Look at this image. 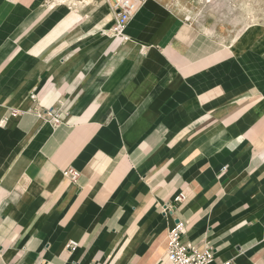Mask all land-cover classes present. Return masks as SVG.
Returning a JSON list of instances; mask_svg holds the SVG:
<instances>
[{"label": "crops", "instance_id": "0c3cea01", "mask_svg": "<svg viewBox=\"0 0 264 264\" xmlns=\"http://www.w3.org/2000/svg\"><path fill=\"white\" fill-rule=\"evenodd\" d=\"M187 4L146 0L119 43L104 0H0V264H168L177 220L264 264V23Z\"/></svg>", "mask_w": 264, "mask_h": 264}, {"label": "built area", "instance_id": "2783aa9c", "mask_svg": "<svg viewBox=\"0 0 264 264\" xmlns=\"http://www.w3.org/2000/svg\"><path fill=\"white\" fill-rule=\"evenodd\" d=\"M110 7L113 15V25L110 33L122 43L126 37L124 30L131 21L132 17L138 11L142 0H104ZM54 124H58L61 119L60 116L53 115L52 111H46ZM67 177L71 181H75L79 176L78 171L69 168L66 171ZM185 200L182 194L174 198V202L181 203ZM175 206L170 203L161 206L162 213L172 214ZM185 230V224L178 221L174 224L172 230L168 234L166 258L168 264H214V254L210 249H200L189 246L182 242L181 236ZM76 242L70 241L67 244V249L70 250L76 247ZM215 264H231L229 261L215 263Z\"/></svg>", "mask_w": 264, "mask_h": 264}, {"label": "rangeland", "instance_id": "374dc122", "mask_svg": "<svg viewBox=\"0 0 264 264\" xmlns=\"http://www.w3.org/2000/svg\"><path fill=\"white\" fill-rule=\"evenodd\" d=\"M186 14L206 31L235 35L251 23H264V0H186ZM146 0H142L145 4Z\"/></svg>", "mask_w": 264, "mask_h": 264}, {"label": "bare ground", "instance_id": "6f19581e", "mask_svg": "<svg viewBox=\"0 0 264 264\" xmlns=\"http://www.w3.org/2000/svg\"><path fill=\"white\" fill-rule=\"evenodd\" d=\"M141 6H142V4L140 5L139 9L141 8ZM139 9H138V10H139ZM137 12H138V11H137ZM137 12H136V13H137ZM136 13H135V15H136ZM135 15H134V16H135ZM134 16L132 17V19L134 18ZM132 19H131V20H132ZM129 23H130V22H129ZM125 30H126V28H125ZM125 30H124V32H125Z\"/></svg>", "mask_w": 264, "mask_h": 264}]
</instances>
